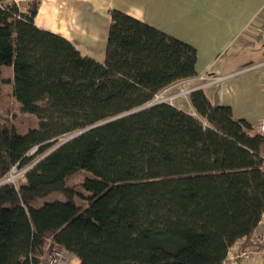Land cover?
<instances>
[{"label":"trees","instance_id":"1","mask_svg":"<svg viewBox=\"0 0 264 264\" xmlns=\"http://www.w3.org/2000/svg\"><path fill=\"white\" fill-rule=\"evenodd\" d=\"M38 4L0 10V72L12 66V94L38 119L24 134L16 118L0 125V179L31 166L0 185V264H44L47 238L77 264H223L236 241L248 247L264 218L258 126L202 89L189 93L193 113L168 102L132 111L194 77L195 48L112 9L98 62L37 27ZM81 169L92 174L86 206L65 181ZM53 191L67 199L32 204Z\"/></svg>","mask_w":264,"mask_h":264},{"label":"crops","instance_id":"2","mask_svg":"<svg viewBox=\"0 0 264 264\" xmlns=\"http://www.w3.org/2000/svg\"><path fill=\"white\" fill-rule=\"evenodd\" d=\"M112 9L192 45L196 75L186 84L213 78L202 88L212 103L254 126L264 120V40L255 35L264 0H39L33 21L104 62ZM180 102L170 104L193 110L189 98ZM237 264H264V257Z\"/></svg>","mask_w":264,"mask_h":264},{"label":"built area","instance_id":"3","mask_svg":"<svg viewBox=\"0 0 264 264\" xmlns=\"http://www.w3.org/2000/svg\"><path fill=\"white\" fill-rule=\"evenodd\" d=\"M28 2L29 0H0V10L14 9L16 12L25 11ZM255 35L258 41L264 40V14L257 27ZM192 79L194 78H189V81ZM195 79H198L200 82L195 85H187L186 83H188V81L183 79L166 87L158 93L159 99L155 102L164 101L173 103L176 99H187L192 90L202 89L204 85L214 81L213 78L206 79L203 76H198ZM174 88L175 90L170 92ZM257 126L259 132L264 134V120H260ZM29 167L31 166L22 168L17 165L12 166L8 173L0 179V185L6 183L17 185L21 180H23L25 172L29 169ZM240 245V241H236L233 244L223 264H237L252 257H264V219L252 234L251 244L245 249H241ZM42 250L44 253V264H70L64 248L52 238H47L45 240Z\"/></svg>","mask_w":264,"mask_h":264},{"label":"rangeland","instance_id":"4","mask_svg":"<svg viewBox=\"0 0 264 264\" xmlns=\"http://www.w3.org/2000/svg\"><path fill=\"white\" fill-rule=\"evenodd\" d=\"M12 73L13 69L12 66L4 65L1 67V72H0V78L3 80L2 82L0 81V88H1V97H0V125L5 124L7 121L12 120V119H17L16 121H22L23 126L19 127L18 131L22 134L26 133L28 129L30 128H35L38 126V119L36 118L35 115L28 114V113H23L20 110V104L17 102L15 97L12 94V84L9 83V80L12 79ZM174 89H172L170 92H172ZM165 96V95H163ZM159 99V94L150 102H155ZM184 99H176L173 102H177ZM180 102V103H181ZM183 105L187 106L186 101L183 103ZM190 113H193V110H190ZM73 134H65L61 137L58 138L56 144L52 146L47 152L48 153L50 150H52L55 146L60 144L61 142L65 140H69ZM34 153V152H32ZM44 153V154H45ZM42 155H39L35 157L31 162L37 161V159L41 158ZM92 176V174L85 170L81 169L78 172H76L73 175H70L66 177V185L70 186L73 188V194H72V199L77 205L80 206H86L87 200L85 196L87 195V192L84 190L82 186V182L86 177ZM61 200L65 201L67 198L65 195L61 192L58 191H53L45 196L38 197L36 198L32 204L36 207L42 205L46 201H53V200ZM69 263L70 264H77L78 260L77 258L72 255L67 253Z\"/></svg>","mask_w":264,"mask_h":264},{"label":"water","instance_id":"5","mask_svg":"<svg viewBox=\"0 0 264 264\" xmlns=\"http://www.w3.org/2000/svg\"><path fill=\"white\" fill-rule=\"evenodd\" d=\"M160 102H164V101H160ZM155 103H158V102H149V103H147V104H145L144 106H142V107H139V108H136V109H134V110H132V111H136V110H138V109H141V108H144V107H148V106H150V105H153V104H155ZM132 111H130V112H132ZM129 113V112H128ZM82 132V131H81ZM78 133H80V132H77L76 134H74L72 137H74L75 135H77ZM71 137V138H72ZM70 139V138H69ZM67 140H65V141H63V142H61L60 144H58L57 146H55L53 149H55L56 147H58L59 145H61V144H63L64 142H66ZM52 149V150H53ZM52 150H50V151H52ZM49 151V152H50Z\"/></svg>","mask_w":264,"mask_h":264}]
</instances>
